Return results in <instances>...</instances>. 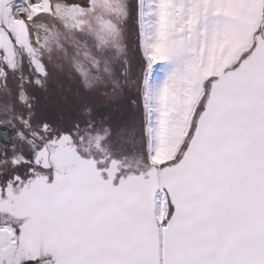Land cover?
<instances>
[{"label": "snow or ice", "instance_id": "obj_1", "mask_svg": "<svg viewBox=\"0 0 264 264\" xmlns=\"http://www.w3.org/2000/svg\"><path fill=\"white\" fill-rule=\"evenodd\" d=\"M0 264H264V0H0Z\"/></svg>", "mask_w": 264, "mask_h": 264}]
</instances>
